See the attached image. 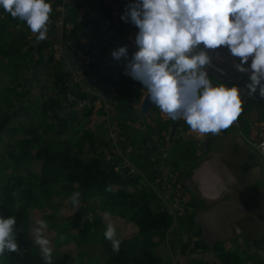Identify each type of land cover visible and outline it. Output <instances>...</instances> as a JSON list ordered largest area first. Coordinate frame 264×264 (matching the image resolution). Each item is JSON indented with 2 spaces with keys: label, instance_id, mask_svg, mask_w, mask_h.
<instances>
[{
  "label": "trees",
  "instance_id": "trees-1",
  "mask_svg": "<svg viewBox=\"0 0 264 264\" xmlns=\"http://www.w3.org/2000/svg\"><path fill=\"white\" fill-rule=\"evenodd\" d=\"M51 1L3 0L0 5V11L3 13L0 18V75L2 73L4 77L9 78L5 92L0 93V103H5L0 107V142L4 137L3 132L7 131V135L12 136V147L7 150L9 158L4 156L0 163V264H76V253L73 252L61 256H45L31 236L29 211L43 208L47 203L43 199V189H52L56 186L60 187L66 198L78 199L82 196L85 204L96 197L103 198L106 206L123 209L122 214L137 226L139 230L137 236L130 239H112L103 244L105 256L103 264H172L157 255L158 248L175 228L174 224L181 227L188 220L192 223L190 226L193 229L194 218L190 219L189 215L182 216L185 205L179 211L181 215L178 218L171 215L167 209H162L156 193L140 187L141 175L137 172L131 175L130 170L121 168L123 159L118 154L114 157L117 161L109 163L108 159L113 160L114 147L108 141H102L99 133L89 127L91 119L96 116L97 107L86 109L81 116L75 111L62 113L67 112L65 105L68 101L67 88L64 86L67 77L62 65L64 58H61L54 68V73L50 75L53 77V85L58 91L59 98L50 95V99H43L41 103L35 104L30 101L31 105H27L26 96L33 84L27 90L21 79L27 72H31L34 66L44 63L45 56L50 54L47 52L48 47H54L52 46L54 41L49 40L52 34L50 32L37 46L28 42L27 36L30 31L28 22L22 16L23 13L18 14V10L23 8L24 11L32 13L36 25L41 26L48 22L47 18L59 15L57 12L59 1L56 4H52ZM74 9L71 7L70 11ZM20 19L23 20L21 24ZM18 26L21 30L15 32L16 34L10 31L12 27ZM88 36L85 26L80 24L74 26L71 34L72 44L67 54L70 60L75 55V49L80 48L82 40ZM50 55L54 59V55ZM116 64L108 52L107 57L99 60L92 69L95 72L105 71L101 76L105 87H113L118 93L123 91L119 93L120 98L115 103L118 117L116 115L117 121L115 120L114 125L119 136L133 146L142 135L138 142L142 143L146 154H151L149 143L160 146V141H165L163 132L183 120L176 117L167 123L157 120L158 127L156 129L149 127L145 134L129 126V122L132 121L125 114L131 109L129 106L137 104L141 83L138 78L127 75L125 67L120 65L118 68L119 64ZM214 81L217 87L222 83L216 78ZM18 88L22 91H16ZM79 95L82 97V94ZM92 100L95 104L98 98L92 97ZM163 105L169 106L167 103ZM260 105L264 116V103L261 102ZM132 110L135 111L134 108ZM153 110L159 115L161 108L157 105ZM206 117L200 113L194 122L184 121L185 127L188 129L193 125L205 123L213 129L220 128L218 122L211 124L209 121L212 119ZM11 118H22L23 121L20 120L17 126H10ZM85 119L86 122L80 125L79 121ZM135 131L142 134L138 135ZM17 135H21L22 138H16ZM85 150L92 153V156L87 157ZM133 158L132 155L133 165L143 171V167H138ZM36 159L43 160L39 171L33 170ZM175 165L178 166L177 163ZM174 169L176 170V167ZM179 189L184 191L183 186ZM82 210L81 214L84 212V209ZM81 214L78 215L80 218ZM92 222L89 218L88 223L91 226L84 225L80 229L79 235H82V239L87 234L97 233ZM53 230L58 234L59 245L64 246L75 241V234H66L60 227H53ZM196 235L200 234L197 232ZM200 243L201 240H194L193 243L183 244L178 252L180 263L197 248L203 252H217L215 262L212 264L242 263L238 250L228 247L225 243L213 248ZM257 243L256 249L263 251L264 239ZM250 258L253 261L256 259L254 255Z\"/></svg>",
  "mask_w": 264,
  "mask_h": 264
},
{
  "label": "rangeland",
  "instance_id": "rangeland-1",
  "mask_svg": "<svg viewBox=\"0 0 264 264\" xmlns=\"http://www.w3.org/2000/svg\"><path fill=\"white\" fill-rule=\"evenodd\" d=\"M2 3L0 5H2ZM61 7H59L58 11L62 13V16L54 20L56 22H53L54 24L51 23L52 26L49 25L50 30L55 29V27H57V29H61L62 31L60 32V34L56 33L55 35L51 34L49 36V40L54 41V44L52 46H55V42L58 43L56 47H48L47 50L48 53L54 55V59H52V56L50 54L45 56L43 64L34 66L31 69L32 71L27 72L25 77L23 76L21 79V82L24 84L27 90L33 84L30 93L26 96V99L28 100L26 101L27 105H31V102L35 104L37 102L41 103L43 99H48L50 95L51 97L54 96L56 98H59L58 91L55 90L53 85V77L50 75L54 73V68L58 65L59 61H61V58H63L64 55V57L68 59L67 54L65 52L66 47L64 42L68 43L71 41L70 38H72L70 36V30L72 29V26L69 25L64 27V24L62 23V19L66 15L64 12L65 10L62 11ZM2 15L3 13H1L0 11V18L2 17ZM83 15H87V12H84ZM68 17H70V15H68L67 18ZM31 25L34 26L33 24ZM131 29L132 28L129 26H124L122 28V31L120 32V35L129 34L131 32ZM42 34L43 33L40 32H34L32 33V35L31 33H29V35L27 36V40L33 46H37L39 43H42L45 40L44 37H41ZM54 38H57L56 41L54 40ZM37 58L39 57L37 56ZM67 59L63 60L62 62L63 71L66 72V74L68 73ZM139 60L142 62L143 66H152L154 68L166 69L170 77L180 78L181 76L187 75L185 69L181 65L167 59L163 54L158 52H151L148 50L142 51L140 53ZM117 64H120L121 66L125 67V72L127 73V75L132 78H138L139 82L141 83L140 95L137 104L132 107L129 106L131 109L127 113L125 112L127 118L133 123L132 124L131 122H129V126L134 128L135 130L142 131L144 132L143 134H145V132L149 130V127H151L152 129H156L158 127L157 120L159 122L162 121L163 123H167L173 117H176L177 119L184 118V121H187V116H183L181 114L180 110L176 105L175 100L171 96H168L167 98H161V100L158 102L157 105H159L161 108L159 115L154 110H151L146 116L142 115L140 111L141 100L150 89L152 81L155 77L153 75H148L144 73L136 74L133 72L132 67L126 63ZM120 65H117V67ZM145 70H147V67L145 68ZM93 73L94 78L91 77L90 80L83 85V88L81 90L79 89V92L82 94V97H87V99L90 98L92 100V97L98 98V101L95 102L96 105L94 104V107H97L96 116H93V118L91 119L89 127L94 132L99 133V136H101L102 141H108L110 145L114 147L112 156L113 160L108 159L109 163L113 164L117 161V159H114L115 154L121 156L123 159V161L121 162V168H126L127 170H130L131 175L135 174V172L140 174V187H144L148 190H153L156 193V197L161 204V208L167 209L171 215L177 216L176 218H178L179 215H181L179 211H181L182 206L185 205L186 199L178 197V195L180 194L177 188L179 185V180L177 179L175 174L178 173V175L180 176L183 175V164H194L196 163L195 160L200 159L195 155L196 146L194 145L192 140L187 141L182 137L177 140V142H175L171 148L165 147V149H163V151L167 152L154 151L152 154L153 147H150L149 149L151 151V154H146L143 151L144 147L142 143H140V141L138 142V140L142 137V135H140L142 133L138 134L137 131L135 132L141 136L137 138V144L133 146L130 144L127 147V143L125 142L124 146L122 138L119 136V133L116 131L117 128L114 125V123L117 121L115 103L116 100L120 98L119 93L123 91H120L118 93L117 89L113 87L104 86L103 82L101 81V76L104 75L105 71L100 70ZM187 80L189 82L190 77H188ZM8 82L9 78H7L6 76L4 77L1 73L0 93L5 92ZM203 82H207V80L200 82L199 85H202ZM219 86H224V84ZM192 88L193 92L197 93L201 98V102L203 105V111L201 112L202 115L204 114L207 116L206 118L212 119L209 121L211 124H217L219 119L217 108L211 104V101H208L206 95L202 92L201 89L195 87ZM16 91H22V89L18 88L16 89ZM165 103H167L169 106L165 107L163 105ZM250 103H253L254 106L253 104H248L245 107L244 112L242 111L236 115V117L240 120L241 124L243 125V129H245L246 133L248 132L250 112L253 115H255L257 110L258 112H262V109L258 107L257 102ZM4 104L5 103H0V107H3ZM132 108H134L135 111H133ZM84 110L85 108H80L78 105H75V107L72 109H68L66 107L67 112L64 111L62 113L67 114L70 111H75L81 116L84 113ZM211 110L214 111L217 119L212 118L213 113H211ZM245 112L246 117L243 116ZM62 113L60 112L61 115ZM20 120H22V118H11L10 126H17ZM134 120L137 121L133 122ZM25 122H27V120ZM85 122L86 119L80 120L79 124L82 125ZM219 130L222 129L219 128ZM165 132L170 136L171 127L165 130ZM2 136L4 137L0 142V163L4 156L5 158H9L7 150L12 147V136L7 135V131L3 132ZM15 137L19 139L22 138L21 135H17ZM154 139L156 141L157 137H155ZM174 140L176 141V139ZM86 154L88 155L87 157L92 156V153H89L88 150L86 151ZM154 154H157V156H155ZM132 155L134 157L133 160H135V164H138V167L142 166L143 171H141L140 169L139 171L135 167V165H133L131 159ZM176 156H178V159H174ZM34 163L35 165L33 166V170L39 171L43 160L37 161L36 159ZM176 163H180V167L175 165ZM167 167L169 169V172L165 174L158 172L160 171L159 169L165 170L167 169ZM175 167L176 170L174 169ZM23 173H25V171ZM190 173H193V170ZM182 193L184 197V191H182ZM43 199L47 201L46 205L43 208L38 210H30L29 212L30 221L32 225V239L34 240V242L37 243L39 250L44 253L45 256H61L64 253L73 252L74 254L76 253V264H103L102 260L105 258V256L102 246L104 243L112 239H130L139 234L137 226L132 221H130L129 218L125 217L122 214L123 209L114 206H106L103 198L96 197L85 204L82 196H80L78 199L66 198V196L64 197L60 187L56 186L52 189H43ZM192 205L193 203L188 205V209H193ZM82 209H84V212L81 214V212L83 211ZM191 213H193V210L191 211ZM80 214L82 215V218L78 216ZM188 215L190 216V219H192L193 214ZM89 218L92 219L94 230L97 233L93 232V234H87L82 239V235H79V231L81 228L84 227V225L91 226L90 223H88ZM193 218V224L195 226L196 220L195 217ZM189 224L191 225L192 223ZM173 226L176 228L177 225L174 224ZM53 227L62 228L63 231L66 232V234H75V241H72V243H69L68 245H59L60 239L58 237V234L53 230ZM175 228L172 230L174 231ZM194 228L196 230L198 229L197 227ZM171 234L172 233H169L168 236L164 239L161 245V249L158 248V256L162 257L163 259L169 260L172 264H204V258L211 255L212 258L210 259L212 261L209 262V264L215 262L214 260L216 259L217 252H203L202 249L197 248L189 254L188 258L185 259V261L180 263V258L178 256L177 251V248L179 246H177V244H174L175 240L173 239L174 237ZM76 241L79 243H76ZM221 243L223 242H219L217 243V245ZM237 244L242 245L241 240H238ZM220 248L222 249V247ZM232 249H237L243 259H247L254 255L256 259H254V261L252 260V264H255L256 262H258V264H264V250H257L255 247L251 248V252H248L246 250L247 248L242 247H232Z\"/></svg>",
  "mask_w": 264,
  "mask_h": 264
},
{
  "label": "built area",
  "instance_id": "built-area-1",
  "mask_svg": "<svg viewBox=\"0 0 264 264\" xmlns=\"http://www.w3.org/2000/svg\"><path fill=\"white\" fill-rule=\"evenodd\" d=\"M88 1L92 4L90 20H95L92 35L75 49L73 61L63 56L69 72L64 83L65 109L75 105L93 108V100L81 97L79 89L94 78L92 67L108 52L116 63L128 64L136 74L168 75L166 69L142 65L140 53L148 50L185 69L187 75L177 79L192 91V87L202 90L217 108L222 130L243 131L236 115L264 94V0ZM64 22L63 17L64 27L69 26ZM124 24L132 27L131 32L120 35ZM64 43L68 54L72 41ZM214 78L225 85L217 87ZM174 90L180 104L189 109V94ZM195 99L198 102V97ZM253 145L264 154V138ZM178 192V197L185 199L182 191Z\"/></svg>",
  "mask_w": 264,
  "mask_h": 264
},
{
  "label": "crops",
  "instance_id": "crops-1",
  "mask_svg": "<svg viewBox=\"0 0 264 264\" xmlns=\"http://www.w3.org/2000/svg\"><path fill=\"white\" fill-rule=\"evenodd\" d=\"M57 1H59L57 3L59 15L47 18L48 22L41 26L36 25L32 13L26 12L20 7L18 14L23 13L22 16L28 22L31 35L34 32L43 33L41 37L50 32L54 35L56 33L60 34L62 32L61 29L55 27V29L50 30L49 25L52 26L56 22L54 20L62 16V13L58 11L61 6L66 7L65 25L73 27L70 31V36L76 24L85 26L86 30L90 28V35L92 34L95 20H90L92 13L90 1L52 0L51 3L56 4ZM2 2L3 0H0V4ZM71 7L75 8L72 12L70 11ZM84 12H87V15H83ZM68 15L70 17L67 18ZM22 21L20 19L19 24ZM20 30V26L10 29L13 33H17ZM55 43L54 47L58 44L57 42ZM106 57L107 55L104 59ZM223 84L225 85V82L221 83V85ZM166 90L168 91V88L162 89L163 92ZM195 94L198 97V101H201L199 95ZM261 102L264 103V101L258 100L257 105L263 110L262 105H260ZM248 104L253 103L249 102ZM245 107L242 110L243 112ZM211 113H213L212 117L215 119L214 111L211 110ZM197 116H187V121H185L192 123L197 119ZM243 116L246 117V112ZM178 119L184 121V118ZM248 123V132L246 133L245 129L242 132L232 128L227 130L213 129L205 123L196 124L187 129L185 123L181 121V123H176L174 127H171L170 136L163 132L165 141H160V146L149 143V147L156 146L157 151L167 152L163 151L165 147L171 148L177 140L183 137L187 141L192 140L196 146L195 155L200 158L195 160L196 163L194 164H183V175L175 174L180 185L177 188L184 187L186 203L182 216L193 214L192 217H195L196 220L194 227L198 228L197 230L194 227L192 229L189 221L186 220L181 227L176 226L175 230H172L171 235L174 237V244L179 246L177 248L178 252L183 244L193 243L194 240H201L200 244L204 243L211 248L215 247L217 243L223 242L228 247L247 248L246 250L251 252V248H256L257 242L264 239V154L253 145L264 138V116L262 112L257 110L255 115L250 112ZM207 138L215 140L211 143L209 150L203 146V142ZM122 141L124 146L125 142L127 147L130 145L129 141L124 139ZM174 159H178V156ZM180 163H178L179 167ZM159 170L160 173L164 174L169 172L168 167L165 170ZM192 170L193 173H190ZM192 203L193 209L190 208V210L188 205ZM192 210L193 213H191ZM197 232L200 234L199 236L196 235ZM238 240H241L242 245L237 244ZM210 258H212L211 255L204 258V264H209L212 261ZM241 259V264L253 263L250 257L243 259L241 256Z\"/></svg>",
  "mask_w": 264,
  "mask_h": 264
},
{
  "label": "water",
  "instance_id": "water-1",
  "mask_svg": "<svg viewBox=\"0 0 264 264\" xmlns=\"http://www.w3.org/2000/svg\"><path fill=\"white\" fill-rule=\"evenodd\" d=\"M87 34L90 35L91 33V29L88 28L86 30ZM57 38H54V40L56 41ZM69 76V72L66 74V77ZM165 84L166 86H168L170 89V91L174 92L173 93H169L168 95H165L161 92L160 90V85ZM175 88H180L183 90V92L185 94H189V97H191V101H189V109H184V107L180 104L179 102V98L176 96V92L174 89ZM191 95V96H190ZM168 96H171L175 102L176 105L178 107V109L180 110L181 114L183 116H197L201 113L202 111V103L199 100L198 102L196 101V97L197 95L191 90V88L183 81L174 78V77H168L165 73L161 72L160 74H158L154 80L152 81V85L150 87V89L148 90V92L146 93V95L143 97V99L141 100L140 103V111L142 113V115H148V113L154 109V107L158 104V102L161 100V98H167ZM260 101H264V94L262 96L259 97ZM132 107V106H130ZM215 140L213 138H207L204 142H203V146L206 147L207 150L210 149V145L211 143H213ZM154 151H157V147L154 146L153 150H152V154Z\"/></svg>",
  "mask_w": 264,
  "mask_h": 264
},
{
  "label": "bare ground",
  "instance_id": "bare-ground-1",
  "mask_svg": "<svg viewBox=\"0 0 264 264\" xmlns=\"http://www.w3.org/2000/svg\"><path fill=\"white\" fill-rule=\"evenodd\" d=\"M161 84H162V83H161ZM163 88H168V91L166 90L165 92H163V91H164V90L162 91ZM169 89H170V88H169L168 86H166L165 84H163V85L160 86V90H161V92H162L163 94H165V95H168L169 93H173V94H174V92L170 91ZM174 95H175V94H174ZM176 96L178 97V94H177V93H176Z\"/></svg>",
  "mask_w": 264,
  "mask_h": 264
}]
</instances>
